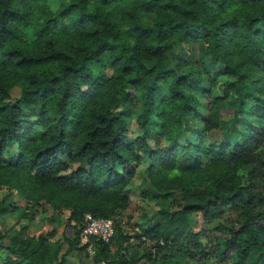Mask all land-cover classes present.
<instances>
[{
  "label": "trees",
  "instance_id": "obj_1",
  "mask_svg": "<svg viewBox=\"0 0 264 264\" xmlns=\"http://www.w3.org/2000/svg\"><path fill=\"white\" fill-rule=\"evenodd\" d=\"M196 45L209 63L194 61ZM210 69L226 77L223 95L206 90L203 106L192 89ZM14 83L21 93L11 101ZM28 108H35L34 120ZM244 110L255 125L248 126ZM224 113L231 122L222 141L205 144L199 135L223 128ZM130 121L140 133L126 139ZM190 122L198 126L195 140L180 141ZM259 143L264 0H63L56 9L45 0H0V187L54 212L69 209L68 252L80 241L85 214L111 218L126 209V188L146 161L154 197L179 190L182 203L162 206L158 223L145 231L155 240L145 264L200 263L210 255L213 264H264ZM11 148L17 154L4 159ZM71 163L83 167L67 174ZM193 214L224 218L219 230L226 236L208 248ZM16 234L7 236L5 264L23 257L26 264L48 263L42 239ZM92 242L107 259L108 244ZM121 257L118 264H132Z\"/></svg>",
  "mask_w": 264,
  "mask_h": 264
},
{
  "label": "rangeland",
  "instance_id": "obj_2",
  "mask_svg": "<svg viewBox=\"0 0 264 264\" xmlns=\"http://www.w3.org/2000/svg\"><path fill=\"white\" fill-rule=\"evenodd\" d=\"M45 2L51 9H56L63 0H45ZM193 59L197 62L203 60L209 63L207 56L202 57L198 45L195 46ZM201 76L203 78L201 84L198 87L194 86L192 92L198 102L203 106H207L210 94L206 90L209 91L210 89L214 95H223V82L226 77H215L211 69L208 72L204 71ZM127 88L129 91L131 90L130 85ZM20 93L21 84L14 83L10 86L11 101L20 97ZM34 110L35 108H28L24 111L30 120L35 119ZM241 116L248 120L249 127L255 125V117L249 115L248 110H244ZM223 118L228 121L223 128L213 129L199 135L205 144L222 141L224 132L230 127L231 116L224 113ZM237 126L239 127V124ZM197 127L195 122H190L182 127L177 134L179 140L185 141L193 138L192 141H194L196 138L194 131ZM138 133H140L138 125L130 121L129 134L126 139H133ZM176 133L177 131L173 130L171 136ZM255 150L264 153V144H256ZM16 154L17 149L11 148L3 152V157L8 159ZM80 167H83V165L71 163L67 174ZM146 167V161H141L136 165L134 176L126 188V194L130 200L129 204L126 209L118 211L112 217L115 225H120L122 231L119 233L117 231L114 238L107 243V259L104 258L106 251H102L101 244L97 242L85 245L80 241H74V248L68 252L69 240L74 237V229L68 221L69 209L64 208L54 212L44 201L39 204L28 203L15 191L1 186L0 201L5 206V211L0 215V234L6 231V237L2 239L0 237V264H5L6 256L9 255L5 245L9 243L8 238L15 235L16 232L20 233V238L30 237L35 241L41 239L44 241L43 246L47 252V264H118L122 260L121 256H124L132 264H145L148 255L155 251V240L146 237L145 231L158 223L162 206L169 209H178L182 203L179 190L161 193L154 197L146 178ZM241 172L245 174L246 170L244 169ZM192 218L194 222L193 229L201 232L200 238L208 248H212L218 240L226 236V232L219 230L220 225H226L224 218L206 220L196 214H193ZM120 220L123 221V224L119 222ZM120 233L128 236L127 242L123 243ZM27 260L28 258H21V264H26ZM184 261L189 264L215 263L212 255L200 263L197 259L186 258Z\"/></svg>",
  "mask_w": 264,
  "mask_h": 264
},
{
  "label": "built area",
  "instance_id": "obj_3",
  "mask_svg": "<svg viewBox=\"0 0 264 264\" xmlns=\"http://www.w3.org/2000/svg\"><path fill=\"white\" fill-rule=\"evenodd\" d=\"M123 224V221H119ZM116 235V225L114 219L99 218L91 214L84 216V228L81 233L80 242L83 244H92V238L108 243Z\"/></svg>",
  "mask_w": 264,
  "mask_h": 264
}]
</instances>
